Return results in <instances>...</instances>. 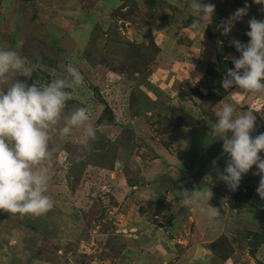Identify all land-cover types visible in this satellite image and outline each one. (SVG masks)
I'll return each instance as SVG.
<instances>
[{
	"label": "rangeland",
	"instance_id": "rangeland-1",
	"mask_svg": "<svg viewBox=\"0 0 264 264\" xmlns=\"http://www.w3.org/2000/svg\"><path fill=\"white\" fill-rule=\"evenodd\" d=\"M214 1L226 10L219 25L249 5L227 36L217 27L215 38L227 43L249 39L248 20L264 19L252 0H202ZM194 19L176 0L159 7L144 0H0V47L32 68V80L19 79L40 85L70 79L66 66L77 68L84 83L67 89L72 103L64 116L85 107L97 130L87 142L83 127L67 137L53 133L54 206L39 217L0 210V264H220L210 246L221 235L235 247L221 264H264V244L251 256L246 238L264 233V212L248 197L258 193L261 174L253 165L235 191L220 181L228 156L211 133L226 103L237 115L253 110L252 135L264 133V94L234 87L216 102L196 96L217 90L225 74L207 72L218 70L216 41L190 28ZM102 112L106 121L97 125ZM206 186L221 214L211 224L195 207H182L179 192ZM119 236L129 257L115 252Z\"/></svg>",
	"mask_w": 264,
	"mask_h": 264
},
{
	"label": "clouds",
	"instance_id": "clouds-1",
	"mask_svg": "<svg viewBox=\"0 0 264 264\" xmlns=\"http://www.w3.org/2000/svg\"><path fill=\"white\" fill-rule=\"evenodd\" d=\"M262 6L264 0H252ZM177 6L191 8L196 18L191 28L204 31L201 25L213 20L215 5L202 0H176ZM249 5L237 8L231 16L217 25L227 36L234 23L248 14ZM247 43L232 39L230 44L240 53L232 57L233 68L228 69L221 81L227 91L234 86L245 93L264 94V19L248 20ZM70 79L57 78L50 82L31 85L19 79H31L32 68L16 50L0 47V210L21 216H43L54 206L49 193L52 180L51 168L53 133L67 137L74 128L83 127L85 141L97 139V130L90 123L85 107H78L64 116L67 101L71 99L67 89L82 86L84 77L77 68L66 66ZM11 81V82H10ZM233 104H224L215 112L216 121L211 129L214 141H223L222 150L228 160L222 172L217 173L231 190L235 191L244 174L253 167L259 170L261 180L257 192L264 200V133L253 136L256 115L253 110L241 111ZM211 178V177H210ZM211 184V179H210ZM182 207H195L214 223L221 215L209 201L211 187L193 191H179ZM207 203L208 207H204Z\"/></svg>",
	"mask_w": 264,
	"mask_h": 264
},
{
	"label": "trees",
	"instance_id": "trees-1",
	"mask_svg": "<svg viewBox=\"0 0 264 264\" xmlns=\"http://www.w3.org/2000/svg\"><path fill=\"white\" fill-rule=\"evenodd\" d=\"M21 1L23 3H27V2L32 1V0H21ZM144 2L149 7H159L161 0H144ZM213 4L215 5V15H214L213 20H210L209 24L206 25L205 35L207 38L214 39L216 41V44H215V60H216L217 66H218V70H211V69L207 70L208 73L215 76L219 73L224 75V74H226L228 69H231L234 67V65L232 64V60L230 58H228V55L230 52L234 53L238 57H239L240 53L236 51L234 46H232L230 43H227V41L225 39H216L215 38V35L218 31L217 25H219V23L226 18V12H225L226 10H225L224 6L220 5L217 1H214ZM248 40H249L248 38L243 37L242 40H240V42L247 43ZM232 89L225 91L221 87V82H220L217 85V90H216V88L210 89L209 92H207V94L205 96H202L200 91H198V92H196V96L199 98H202L205 102H208L209 100L216 102V101L220 100L224 95H227L229 92H231ZM68 103H72V100H68L67 104ZM104 118H105V112H102L99 115V117L96 119V124L98 125V124H101L102 122H105L106 120H104ZM170 123H172V122H170ZM168 127H170V126H168ZM172 127H176V126H172ZM250 193H252V192H248V194H250ZM248 197L254 198L253 202H249L254 209H256L259 212H264V200H262L260 198L259 193L250 195ZM241 203L244 206H245V204H247L249 206V204L244 200H243V202L241 201ZM226 231L230 235H235L237 233L236 229L235 230L227 229ZM104 233H106V232H104ZM107 234H109L108 239L111 237V235L114 236L113 234H111L109 232H107ZM225 236L226 235H221L219 240H216V242H214L210 246L213 250H215L216 255L219 257V259L220 258L222 259L220 264L224 260H226V259L228 260V259H231V257H234V254H232L233 250L235 248L234 246H232L233 239L231 240V242H228V240L226 238L227 236L226 237ZM249 236L250 237H246V236L245 237L247 238V241H248L249 254L251 256H253V255H255V252H256L258 246L260 244H264V233L251 232V233H249ZM113 240H115V239H113ZM135 241H138V240H135ZM122 242H123V244L121 245L122 248L119 251L115 250V252L118 256H122L125 258L129 257V255L126 254V248H124V245L126 246L125 241H123L120 236L116 237V240L114 241L113 246H116V245L120 246V244ZM77 263L83 264V260L77 261Z\"/></svg>",
	"mask_w": 264,
	"mask_h": 264
}]
</instances>
